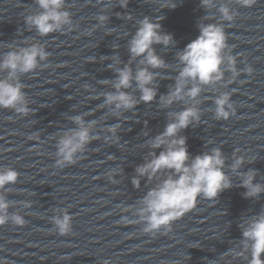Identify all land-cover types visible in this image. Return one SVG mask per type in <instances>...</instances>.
I'll use <instances>...</instances> for the list:
<instances>
[{"label": "water", "instance_id": "obj_1", "mask_svg": "<svg viewBox=\"0 0 264 264\" xmlns=\"http://www.w3.org/2000/svg\"><path fill=\"white\" fill-rule=\"evenodd\" d=\"M114 2L66 0L75 30L40 37L24 20L39 11L34 0H0V56L9 45L32 43L42 44L49 53L46 63L20 78L29 114L0 109V168L18 173L17 182L7 186L9 214L25 221L18 226L9 219L0 225V264H246L235 254L242 239L240 224L264 211V193L245 199L246 189L227 165L236 151L246 161L239 171H256L254 183L264 184V0L250 8L225 0L235 12L231 22L221 20L219 4L209 11L200 0H175V9L165 8L168 0H128L126 7ZM100 14L109 16L103 27L96 20ZM144 16L163 17L162 31L173 35L175 46L154 45L168 66L157 70L156 99L114 114V105L105 106L103 99L115 91L111 82L116 73L109 65L113 57L119 58V67L129 63L127 43ZM200 21L223 24L229 45L225 53L236 58L240 75L233 79L225 71L222 81L204 86L196 105L201 119L180 134L187 138L191 157L220 148L233 187L216 201L198 198L192 210L172 223L170 232L152 235L132 221L138 219V202L157 182L142 179L136 189L131 180L151 151L148 140L163 132L170 113L195 103L176 102L161 109L159 97L174 86L180 68L177 54L198 37ZM136 67L133 63V70ZM247 67L251 74L243 71ZM125 91L139 100L134 85ZM224 92L230 94L236 115L217 121L214 100ZM75 116L95 121L91 131L96 139L75 164L57 168V142L77 127ZM115 125H120L118 143L108 132ZM58 209L72 217L66 235L51 222Z\"/></svg>", "mask_w": 264, "mask_h": 264}, {"label": "clouds", "instance_id": "obj_2", "mask_svg": "<svg viewBox=\"0 0 264 264\" xmlns=\"http://www.w3.org/2000/svg\"><path fill=\"white\" fill-rule=\"evenodd\" d=\"M34 2L39 11L27 15L24 20L27 28L34 29L40 37L75 30L72 14L65 7L66 0ZM117 2L121 7L128 4V0H115L114 3ZM237 2L241 7L250 8L256 0ZM200 4L209 11L216 9L219 4L217 11L222 21L231 22L235 18V12L225 0H200ZM176 6L175 0H168L165 8L175 9ZM103 11L107 12L108 9ZM129 18L131 19V16ZM207 18L206 15L202 20ZM162 19L163 17L144 16L137 21L135 34L127 43L130 54L128 64L119 67V58L113 57V64H110L109 68L116 73V79L111 82L115 91L106 93L103 99L105 106L114 105V114L121 110H133L140 102L149 104L156 99V81L160 78L157 70L166 69L168 66L157 54L154 45H162L164 48L175 46L173 35L162 31ZM96 20L98 25L103 27L107 25L109 16L100 14ZM201 21L198 23V37L177 54L180 68L174 86H170L166 96L159 97L161 109L170 108L176 102L190 100L195 103L182 111L170 113L169 122L163 132L148 140L151 151L145 157L144 163L135 169L136 175L131 180L136 189H140L142 179L149 183L157 182L138 202L134 212L138 219L132 221L142 223L143 232L152 235L162 230L165 234L170 232L172 223L192 210L198 198L216 201L220 193L233 187L232 176L225 172L226 159L221 149L212 148L201 155L191 157L187 138L180 134L194 123H199L201 112L196 105L204 86L222 81L225 71L231 72L233 79L240 75L236 68V58L225 53L229 45L223 24ZM48 57L49 53L40 43L19 48L9 45V50L0 56V109H11L21 116L29 114L30 109L20 78L40 68ZM133 63H137L135 70L132 68ZM243 71L251 74L252 69L247 67ZM133 85L140 93L139 100L125 91ZM214 104V119L217 121H227L236 115L229 93L224 92L216 96ZM72 121L77 127L57 142V168L75 164L78 155L84 153L87 146L96 139L91 131L95 121L86 123L82 116L72 117ZM119 127L120 125H115L108 128L112 138H116ZM114 142L118 143V138ZM156 150H160L158 155ZM245 162L244 156L235 151L232 162L227 167L240 181V187L246 189L244 198L255 199L264 193V184L254 183L256 171H239ZM17 180L16 170L9 167L0 168V225L7 223L9 219L18 226L25 223L19 214H9L12 204L7 199V186L14 185ZM110 180L116 183L112 175ZM56 211L58 214L51 218V222L60 235H66L71 231L72 217L66 209ZM122 219L128 222L127 217ZM240 228V250L235 254L242 256L246 264H264V211L248 218L240 224Z\"/></svg>", "mask_w": 264, "mask_h": 264}]
</instances>
